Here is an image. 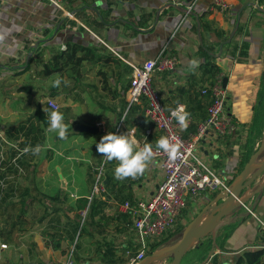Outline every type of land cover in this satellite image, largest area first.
<instances>
[{
  "label": "crops",
  "instance_id": "1",
  "mask_svg": "<svg viewBox=\"0 0 264 264\" xmlns=\"http://www.w3.org/2000/svg\"><path fill=\"white\" fill-rule=\"evenodd\" d=\"M227 1L232 7L228 13H222L215 8V0H187V3L193 5L192 13L187 15L182 8L169 7L166 0H69L72 17L66 18L61 17L60 13L45 0H0V30H8L5 41L0 44V66L10 61L19 63L22 59L30 63L33 50L41 48L44 49V61H47L50 58V50H59L68 43L98 47L103 50V55H112L132 69V66H141L146 61L158 59L164 54L177 56L180 67L172 72L155 73L152 84L161 93L168 109L175 108L177 102L186 105L190 118L187 128L181 127L184 134L193 132L196 125L207 117L210 97L201 95V90L210 84L212 67L214 65L219 67L221 72L214 79L219 75L228 78L226 109L238 123V131L226 137L209 132L202 140L197 155L226 183L227 177L238 173L240 159L235 141L238 140L240 126L251 120L252 106L264 70V55L261 48L263 38L256 37L259 35L252 31L254 27L252 19L255 16H264L253 7V3H258V0ZM239 12H241L239 28L231 43H227L238 22ZM103 64L85 63L84 69L95 65L98 74L102 69L100 73L102 79L96 77L100 81L91 84L98 88L102 96L104 92L111 96V91L114 92L116 88L117 76L109 69L111 63L106 67ZM5 72L12 73L9 70ZM103 73L106 74L105 83ZM103 84L105 86L102 91L104 88L107 89L104 92L101 91ZM34 91L36 90L29 94L17 91L12 96L16 100H21L26 98L25 95H29L32 96V100L36 97ZM47 99L49 98L41 97L36 107H44L42 104L46 106ZM124 99L126 101L125 97ZM112 105L116 110L112 115L106 114L105 118H97L98 120L87 119L83 123L97 125L96 134H75L61 141L67 146H72L75 142L85 140V135L95 136L106 132L103 125H113L116 114L121 111L119 101L112 102ZM133 106L138 108L132 115L131 126L127 127L122 120L123 125L120 122L115 132L125 134L135 127L138 142L153 143L155 147L154 142L159 139L158 135L160 137L161 135L154 129L151 135L147 136L145 133L146 129L153 127L146 117V102ZM15 114L16 112L6 106L0 107V126L16 125L18 122ZM101 125L102 129L99 128ZM67 159L70 160V157L67 156ZM59 174H63V171ZM64 178L59 191L66 192L69 181L65 176ZM162 179L163 174L158 162L152 159L142 175L122 181L116 179L115 183L110 184L111 192L108 197L97 195L103 205L96 221L107 219L106 231L111 232L112 236H121V243L118 241L114 245L109 244L118 257L130 260L131 255L128 252L133 250L135 245L134 236L128 230L130 218L120 215L122 213L118 211L119 205L126 201L136 203L149 199ZM27 188L30 193V187ZM93 193L94 189L87 196H90V200ZM208 197L209 195L204 200ZM30 198L33 201L30 200L29 205H32L35 199ZM205 204L206 202L200 208L202 209ZM82 213L84 212L81 211L80 214ZM232 236L224 241L226 251L217 250L218 264H235L242 250L252 249L249 247L258 244L255 240H249V247L230 252L228 250L234 241ZM253 237L252 239L255 238ZM66 244L71 250L74 247ZM105 248L100 246L99 253H105L107 249ZM198 252L200 250L197 249L194 254ZM190 254L191 249L184 264H209L194 254L193 259H189Z\"/></svg>",
  "mask_w": 264,
  "mask_h": 264
},
{
  "label": "rangeland",
  "instance_id": "2",
  "mask_svg": "<svg viewBox=\"0 0 264 264\" xmlns=\"http://www.w3.org/2000/svg\"><path fill=\"white\" fill-rule=\"evenodd\" d=\"M52 8L56 10L54 6ZM252 22L254 26L252 31L259 35L256 37L263 38L261 48L264 55V16H255ZM5 63L2 67L0 66V107L6 106L9 110L16 112L17 122H23L28 125L30 117L36 111V104L43 96L49 98V89L54 87V82L58 79V76L43 79L38 74L39 68L33 63L30 71L18 74L21 67H24L25 63H27L25 59L20 60L19 63L11 61ZM94 66H87L85 69H82V81L89 86V90L87 88L84 89L82 94L80 90H72L73 82L71 79L68 77L60 79L61 84L59 87H61L63 94L53 99V101L59 107L57 111L63 114L64 120L66 117H75L76 119H73L74 122H85L87 119L91 120L95 118L94 120H96L97 118H105L106 114L112 115L110 94L104 92L107 90L106 88L102 91L105 85H102L101 91L106 95L102 96L98 88L91 84L100 81L96 77L102 79L100 75L102 69L99 70L98 74ZM7 70L12 73L5 72ZM263 75L264 70L261 73L262 78ZM27 83H32L36 86V91H34L36 97L32 100V96L29 95H25L26 98L21 100L13 98L12 95L17 92V87ZM77 93L81 95L78 101L74 100ZM44 102L45 99L43 100ZM42 105L45 107V104ZM66 108L71 109L70 116L66 114ZM116 122L117 120L115 119L113 125H103L106 129V132H102L103 134L95 136L85 135V140L75 142L72 146H67L55 133H47L44 130L36 136L38 139L37 145L42 146V151L39 155H32L31 153L22 155L19 149L20 144L25 139V135L20 134L18 139L9 138L3 134V131L10 127L1 125L0 168L2 169L0 171H4L3 168L6 167L2 163L7 160L11 152L16 151L18 154L14 161L16 168L18 167V172L8 175L3 179L0 178L2 198H0V249H2L0 252V264H68L70 257L72 264H101L100 261L104 253H99V247H106V244L114 245L118 241H121L120 235L112 236L111 232L106 231L108 225H105V223L107 219L105 221L98 220L103 225L96 227L91 237L87 235L79 237V233L75 234L73 229V224L78 223L80 220V217L79 219L76 217V215H79L76 210V197H87L90 195L92 189L95 191V188L99 187L100 184H103L105 188L104 191L95 192L100 194V197H108L111 192V186L108 187L106 185V179L109 173L114 175V168L117 162L111 161L103 164V156L98 152L96 145L104 135L111 132V128L117 124ZM67 125L69 127V124ZM99 128L102 129V125ZM259 129V123L253 124V116L251 120H248L246 124L241 125L239 128L238 140L235 141L240 159L238 173L246 165L241 166L243 157L248 156L250 160L251 156L262 146L264 134H260ZM158 138H160L159 135ZM67 156L70 157V160L67 159ZM263 158L264 151L261 153L259 160ZM20 160L25 162L27 166H21ZM60 171H63V174H59ZM64 176L69 181L67 191L59 194L57 201L49 200V203L45 202L46 198L53 197L58 193L62 186V179H65ZM234 176H236V173L230 178L227 177L225 179L226 186H228V182ZM263 177V174L257 177L248 189L245 190V195L254 189L262 181ZM115 181L116 178L114 177L112 184ZM25 187H30L31 191L26 200L21 196V192ZM12 188H14V192L11 191ZM216 192L209 195L207 200L203 202L207 203L210 201ZM30 197H34L35 199V203L32 205H29L28 202ZM3 200L4 202H2ZM190 206L175 228L176 232L174 229V231H170L163 236L172 235L169 243L176 242L180 238L181 235L178 232L183 230L184 226L201 209V205L196 206V208ZM6 207L7 210L5 211ZM81 216H85V213H82ZM262 218H264V192L256 195L249 203L241 206V208L227 213L220 218L216 227L215 235L217 236L213 238L211 234H208L195 244L191 248L189 259L192 260L197 255L209 264H218L219 260L216 252L218 249L226 251L224 248V238L232 227H237V230L232 236V238L234 237V241L228 251L237 252L240 249L249 247V240H255L260 244L258 219ZM112 227L117 230L114 226ZM62 235L71 239L74 237V247L72 250L68 248L65 242H61L62 250H56L55 243L58 237ZM155 243L151 244L147 252L148 256L159 247L154 246ZM2 244H6L7 248H2ZM249 248H254V244ZM197 249L200 252L194 254ZM171 259V256H165L159 264H171Z\"/></svg>",
  "mask_w": 264,
  "mask_h": 264
},
{
  "label": "built area",
  "instance_id": "3",
  "mask_svg": "<svg viewBox=\"0 0 264 264\" xmlns=\"http://www.w3.org/2000/svg\"><path fill=\"white\" fill-rule=\"evenodd\" d=\"M45 1L54 6L61 17H72L69 0ZM166 1L169 7L182 8L187 15L193 11V5L187 3V0ZM231 7L227 0H215V8L222 13H228ZM61 50H66V46H62ZM132 67L131 81L125 94L128 105L133 106L145 101L146 117L153 125L152 128L146 129V135H151L154 129L161 136L174 138L173 143L178 146L174 159L153 147V159L158 162L162 171V181L149 199L139 200L136 203L126 201L119 205L118 211L122 213L120 215L130 216L128 230L134 236L133 250L135 251L128 252L130 255L134 254L129 264H138L147 257L153 242L174 231L191 204L190 207L196 208L204 204L203 201L207 195L226 188V183L199 158L197 152L202 140L209 132L221 137L231 136L238 131V123L226 109L228 88L224 85L225 76L219 75L212 84L203 87L201 95L210 97L207 117L196 125L193 132L184 134L178 122L171 117L161 93L152 84L155 73L172 72L178 69L179 58L164 54L158 59L146 61L141 66ZM46 104L53 110L59 108L50 98L47 99ZM121 125H123L122 122ZM115 134H118V131ZM106 163L108 161L103 158V164ZM104 189L103 184H100L95 188L94 193ZM258 222L261 238L259 247L264 249V218L258 219ZM1 247L7 248L6 245ZM68 264H72L71 257Z\"/></svg>",
  "mask_w": 264,
  "mask_h": 264
},
{
  "label": "trees",
  "instance_id": "4",
  "mask_svg": "<svg viewBox=\"0 0 264 264\" xmlns=\"http://www.w3.org/2000/svg\"><path fill=\"white\" fill-rule=\"evenodd\" d=\"M258 4L260 6L264 5V0H258ZM218 33V31H217ZM44 49H36L33 50V56L30 63H25L24 67H21V70L18 74H24L28 71H30L32 63L39 68L38 74L43 79H49L54 76H58L59 79L68 77L73 82V88L72 90H80L81 94L83 93L84 89L87 88V85L82 81L83 78V72L82 69H84L85 63H99L103 62L104 67L108 66L111 63V67L109 68L111 72L115 73L116 78V88L115 91H111V100L112 102L119 101L120 105V113L116 114V120L117 125L111 128V133H115L118 124L123 120L125 125L127 127H130L131 119L134 111H136L137 106H129L128 103H126L124 97L127 91V88L131 81V75L133 69L127 65H124L122 62L118 61L113 57L112 55H103V50L98 47H90V46H83L79 43H68L66 46V50H50V58L47 61H44ZM221 72L220 68L217 66L212 67V78L210 81V84L214 82V78ZM104 82L106 79V74L103 73ZM36 89V86L32 83L22 84L17 87V91L21 93L29 94L33 92V90ZM80 93H77L74 97V100L78 101L80 100ZM63 94V91L61 87H51L49 89V98L50 99H56L60 97ZM209 106V105H208ZM51 111L53 109L47 107V105L43 108L41 106H37L36 111L33 116L29 119V124L26 125L23 122H19L16 125L9 126L10 128L3 131V134L9 138H16L20 136V134L25 135L24 141L20 144L19 152L24 149L26 146L31 145L32 147L37 145V135L38 133H41L42 131L47 129V121H46V113L44 110ZM57 111V110H56ZM66 114L70 116L71 109L66 108L65 109ZM111 111L114 113L116 110L114 109L113 105L111 108ZM252 116H253V124L259 123L260 126V134H264V75L261 79L260 88L257 92L256 101L254 102L252 106ZM75 117H66L65 123L69 124L68 127V138L75 135L73 132V124ZM206 119V118H205ZM204 119V120H205ZM78 123H85L82 121H77ZM0 130L2 131V127L0 126ZM195 130V129H194ZM67 138V139H68ZM66 140V139H65ZM17 152H11L7 160L2 163L6 165L4 167V171H0V178H5L8 175L16 174L18 172V167L16 168L15 158L17 156ZM103 156V154H102ZM103 160V157H102ZM249 161L248 156L243 157L241 161V166H244ZM1 164V165H2ZM20 164L23 167H26L27 165L25 162L20 160ZM20 166V165H18ZM2 169V168H0ZM2 172V173H1ZM113 174H108L106 179V185L109 187L112 179ZM235 177V176H234ZM233 177V178H234ZM233 178L228 182L230 184L233 180ZM11 191L14 192V188L11 189ZM65 193L63 190H60L58 194L51 198H46L45 202L49 203V200L57 201L59 199V194ZM98 194L94 193L92 196V199L90 200L89 197H79L76 201V210L79 215H76V217L80 220L77 223L73 224L74 233H79V237L81 236H93V232L96 227H101L102 224L96 221V218L99 217V214L101 213V206L103 205V202L97 197ZM21 196L24 197L26 200L29 196V189L27 187L24 188V190L21 192ZM0 198H1V189H0ZM2 199V198H1ZM24 202L26 203V201ZM33 201L32 198H29L28 202ZM4 202V200L2 201ZM11 205L14 206L13 203ZM7 210V207L5 211ZM84 212L85 216H81L80 212ZM128 219L130 218L129 215H125ZM103 218V217H102ZM130 223V220L128 221ZM181 228V227H180ZM178 228V230H180ZM182 229V228H181ZM237 230V227H232L230 232L225 235L224 241L229 239L232 234ZM182 231V230H181ZM179 231L178 233H180ZM176 232V229H175ZM172 239V235H169L167 237L160 238L154 246H161L163 244L168 243ZM61 242L68 243L70 246L74 245V237L73 239L66 237V236H59L56 243L55 248L56 250H62L61 249ZM261 244H257L252 249H246L242 250L239 255L236 258L235 264H264V249L260 248ZM77 247V246H76ZM106 250L104 255L101 258L100 263L101 264H128L129 260H125L121 257H118L115 255V252L111 245H106ZM134 255V254H132ZM131 255V256H132ZM130 256V258H131Z\"/></svg>",
  "mask_w": 264,
  "mask_h": 264
},
{
  "label": "water",
  "instance_id": "5",
  "mask_svg": "<svg viewBox=\"0 0 264 264\" xmlns=\"http://www.w3.org/2000/svg\"><path fill=\"white\" fill-rule=\"evenodd\" d=\"M257 11L264 14V7L258 3H253ZM241 12L238 13V22L231 33L227 43H231L235 33L239 28ZM227 85V78L224 79ZM73 132L75 134H96L97 125H85L74 122ZM264 151V141L261 148L256 151L246 163L244 169L236 174L232 182L226 188L218 190L215 196L208 201L198 214L184 226L179 233L181 236L176 242L166 243L159 246L150 256L138 264H159L165 256H171V264H184L187 253L200 240L211 234L215 238L217 223L225 214L230 213L241 206L246 205L256 195L264 192V177L262 181L245 195V190L253 183L257 177L264 175V158L259 160Z\"/></svg>",
  "mask_w": 264,
  "mask_h": 264
},
{
  "label": "clouds",
  "instance_id": "6",
  "mask_svg": "<svg viewBox=\"0 0 264 264\" xmlns=\"http://www.w3.org/2000/svg\"><path fill=\"white\" fill-rule=\"evenodd\" d=\"M8 30H0V44L6 39ZM195 64V61H193ZM61 80L58 78L54 82V87H59ZM47 121V133H55L60 140L68 138V125L64 122L62 113L56 110H45ZM171 117L174 118L180 127L187 128L190 113L186 110V105L177 102V106L169 109ZM136 128L129 129L125 134L108 133L104 135L96 145L100 154H103L105 161H116L114 168V177L117 180H124L129 177L136 178L142 175L151 163L154 156L153 143H144L141 145L135 137ZM174 138L161 136L155 140V148L166 153L169 158L174 159L177 155V145L173 143ZM42 151L41 145L32 147L26 146L21 150V154L31 153L39 155Z\"/></svg>",
  "mask_w": 264,
  "mask_h": 264
}]
</instances>
